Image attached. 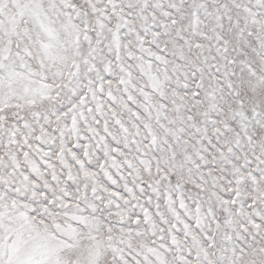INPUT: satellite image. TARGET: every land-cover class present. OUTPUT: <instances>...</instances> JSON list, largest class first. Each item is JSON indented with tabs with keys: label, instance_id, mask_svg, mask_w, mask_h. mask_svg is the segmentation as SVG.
<instances>
[{
	"label": "snow or ice",
	"instance_id": "1",
	"mask_svg": "<svg viewBox=\"0 0 264 264\" xmlns=\"http://www.w3.org/2000/svg\"><path fill=\"white\" fill-rule=\"evenodd\" d=\"M0 264H264V0H0Z\"/></svg>",
	"mask_w": 264,
	"mask_h": 264
}]
</instances>
